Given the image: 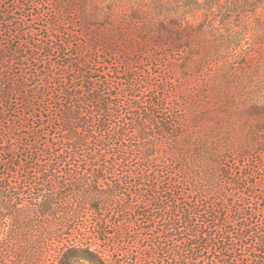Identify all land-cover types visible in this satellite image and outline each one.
I'll return each instance as SVG.
<instances>
[{
    "label": "trees",
    "instance_id": "trees-1",
    "mask_svg": "<svg viewBox=\"0 0 264 264\" xmlns=\"http://www.w3.org/2000/svg\"><path fill=\"white\" fill-rule=\"evenodd\" d=\"M90 1L79 39L63 33L32 47L34 59L62 53L51 67L28 65L10 38L0 42V264L53 255L57 264H264V200L252 199L253 184L201 179L197 199L179 180L154 186L185 161L176 148L184 123L163 112L170 79L139 75L141 57L160 49L183 70L247 52L245 41L264 36V0ZM29 3L0 0V32L26 34L25 19L11 14ZM14 95L26 109L12 116ZM52 100L56 118L27 126ZM131 221L133 243L108 257L98 241Z\"/></svg>",
    "mask_w": 264,
    "mask_h": 264
},
{
    "label": "rangeland",
    "instance_id": "rangeland-1",
    "mask_svg": "<svg viewBox=\"0 0 264 264\" xmlns=\"http://www.w3.org/2000/svg\"><path fill=\"white\" fill-rule=\"evenodd\" d=\"M29 2L25 9L15 7L11 14L14 21L25 19L26 34L14 31L9 36V33L2 31L0 42L4 43L10 38L11 42L7 45L12 49L18 48L26 56L25 62L28 65L48 68L51 63L61 60L62 53L49 57L43 50L39 59H34L29 56L32 47L43 45L40 47L42 48L44 44L51 43L48 39H55L63 33L74 34L72 37L79 39L84 30L81 17L83 19L87 5L88 10H91V1ZM40 2L43 5L39 4L37 7ZM4 19V14H0V21ZM244 44L248 47L247 52L229 56L227 63H212L199 69L193 65L191 70H183L180 62L174 61V55L165 49L158 50V56L146 54L141 57L140 76L147 80L151 75H158L159 79H170L167 87L171 89L172 95L166 99L164 110L161 109L164 115L184 123L176 148L185 157V161H180L177 167L179 171L155 176L153 183L158 189L168 184L172 188L174 182L179 180V190L187 192L189 199H197L200 194L195 189L199 188L197 183L201 179H225L224 184L241 181L253 184L254 192H250L252 199L264 200V106L255 103L260 99L264 100V36L262 39L252 36ZM15 66L19 67L18 64ZM113 68L119 69L117 65ZM99 69L103 70V67ZM58 82L59 79L52 80L45 93H52ZM14 98L10 110L12 116L20 115L26 109V102L22 101L20 95H14ZM58 103L54 100L43 103V108L39 107L40 112H34L27 126H39L42 122L39 115H42L44 121H47V116L55 119L59 113ZM1 128L5 132L3 126ZM181 165L184 166L183 170ZM182 172L186 175L182 176ZM227 189L233 195L239 191L237 186L232 185L227 186ZM155 213L164 214L157 210ZM133 221L128 230L109 228L112 234H109L107 243L98 241L100 245L107 247L108 257L118 259L119 255L121 257L127 252V244L133 243L129 238L137 226ZM84 229L91 235L88 228ZM113 236L118 237L112 238ZM137 242L135 239L134 243L138 244ZM57 259L56 255L45 257L43 264H57ZM249 263L248 260L241 262Z\"/></svg>",
    "mask_w": 264,
    "mask_h": 264
}]
</instances>
